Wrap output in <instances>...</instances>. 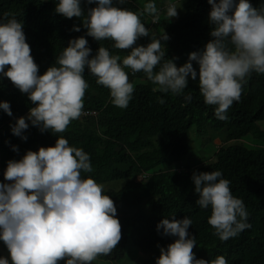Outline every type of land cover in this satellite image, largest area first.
<instances>
[{
  "label": "clouds",
  "instance_id": "clouds-1",
  "mask_svg": "<svg viewBox=\"0 0 264 264\" xmlns=\"http://www.w3.org/2000/svg\"><path fill=\"white\" fill-rule=\"evenodd\" d=\"M82 2L58 0L55 12L65 18H80L84 15ZM124 2L87 0L96 7L88 9L83 24L87 36L97 41L111 40L115 48L129 50L122 62L119 55H111L105 47L92 55L88 40L81 36L69 41L43 75L26 42L23 22L15 17L4 18L7 22L0 19V78H9L36 104L27 117H20L11 126L14 135L27 140L23 133L29 128L28 121L42 132L55 134L64 132L73 120L96 116L94 110H83L89 87L84 78L86 68L97 78V84L110 90L113 105L122 109L128 107L134 92V81H129L126 69L142 71L157 85L154 91L173 95L183 94L189 79L196 81L199 77L200 94L207 105L215 106L219 120L228 119L226 110L241 99L247 78L252 73L264 75V7L257 9L250 0H208L213 39L177 67L171 59L161 64L165 57L161 41L169 39L166 33L160 39L152 37L146 46L137 44L141 37H150V30L140 18L144 12L153 15L152 24L159 21L163 9L168 18L177 17L178 7L173 0L160 10L155 0H148L143 12L117 6ZM158 65L159 71H154ZM185 100L191 101V96H185ZM159 102L164 103L162 99ZM0 109L13 115L8 101L0 102ZM254 131L242 138L250 137V146L259 141ZM189 137L191 140L190 133ZM13 151L19 149L13 146ZM92 170L90 155L71 146L63 136L55 146L41 147L38 152L29 150L22 159L8 161L4 177L10 183L0 182V241L7 248L0 244V264H91L98 256L112 252L122 238L121 223L103 185L82 175ZM154 171L158 169L137 180ZM191 179L199 195L196 204L202 209L211 208L208 223L221 241L251 228L244 201L233 195L230 181L221 171H194ZM192 223L188 217L177 220L173 215L157 225L158 232L163 230L161 235L175 237V241L167 249L161 247L155 264H227L224 256L214 260L196 258V237L188 231ZM5 251L10 258L4 257Z\"/></svg>",
  "mask_w": 264,
  "mask_h": 264
},
{
  "label": "trees",
  "instance_id": "trees-1",
  "mask_svg": "<svg viewBox=\"0 0 264 264\" xmlns=\"http://www.w3.org/2000/svg\"><path fill=\"white\" fill-rule=\"evenodd\" d=\"M167 2L155 0L157 9H162ZM250 2L257 9L264 7V0ZM57 3L58 0H0V19L15 17L23 22L26 42L40 75L55 64L70 40L81 36L88 40L92 55L99 47L107 48L111 55H119L121 62L129 54V50L115 48L114 41H97L87 36L83 24L88 9L96 7L95 4L89 5L83 0L84 15L65 18L55 12ZM144 3L147 1L125 0L117 6L143 12ZM211 7L208 0H186L179 21L155 24L151 23L153 15L144 12L140 18L150 30V37H141L137 44L146 46L152 37L160 39L166 33L169 39L161 41L165 52L161 64L171 59L180 67L188 62L192 52L202 51L213 39L209 22ZM75 27L81 30L75 31ZM193 66L198 70L194 61ZM159 67L154 71H159ZM126 72L129 81L137 76L147 78L142 71L133 73L126 69ZM84 78L89 87L83 110H94L96 116L73 120L64 132L55 134L50 130L42 132L28 121L29 128L23 133L27 140L14 135L11 126L36 104L9 78H0V102H10L13 113L9 116L0 109V182H4L8 161L22 159L29 150L38 152L41 147L55 146L57 139L63 136L71 146L90 155L93 170L82 175L93 178L98 184H106L108 189L103 192L117 208L122 238L110 254L100 255L98 259L121 261L126 251L134 246L151 253L148 260L138 264H155L161 255V247L167 249L175 241V237L161 235L163 230L158 232L157 225L165 218L171 220L174 215L177 220L185 217L192 220L188 231L196 237L193 252L197 259L214 260L224 256L227 264H264V130H261V140L256 146L239 142L264 123V75L252 73L247 78L241 99L226 110L227 120H219L215 116V106L205 103L199 90V77L196 81L189 79L188 87L181 95L154 91L157 85L152 81L148 84L143 80L132 82L133 98L123 109L113 105L110 90L97 84V78L87 68ZM187 95L191 96V101L185 100ZM161 99L163 104L159 102ZM194 125L198 132L208 129L212 139L225 132V139L235 143L211 146L210 158H196L189 137ZM209 144L213 145L212 142ZM209 144L201 147H209ZM13 146L19 151H13ZM176 159L181 160L179 167L174 165ZM199 159L204 162L196 164ZM163 164L169 165L137 180ZM216 170L230 181L233 195L244 201L251 224V228L228 241H221L209 225L211 208L202 209L196 204L199 195L191 179L194 171ZM0 244L7 249L3 241ZM0 257H3L1 253Z\"/></svg>",
  "mask_w": 264,
  "mask_h": 264
},
{
  "label": "rangeland",
  "instance_id": "rangeland-1",
  "mask_svg": "<svg viewBox=\"0 0 264 264\" xmlns=\"http://www.w3.org/2000/svg\"><path fill=\"white\" fill-rule=\"evenodd\" d=\"M146 1L148 2V0H146ZM173 2L178 7V9H177L178 16L177 17H173V18L170 19L166 15V9H163L159 13V21L161 23L165 22V21H179L183 17L186 0H173ZM152 21L153 20L151 19V23H152ZM133 81L134 82H139V83H140V81H142L145 84H148L150 82V80H148L147 78L143 79V78H139L138 76L134 77ZM28 113L26 115H24L23 117H27ZM196 130H197L196 129V125H194L191 128V130H190V136H191V140H192L191 146L195 147L194 149L192 147V149H193L192 154L196 158L197 157H200V158L209 157L210 158L211 156L208 155V151H209V148L211 146H217V147L219 146L220 147L224 142L227 143V144L235 143L234 141H230V140L225 139L226 134H221V133H225V132H220L219 136L221 137V139L219 138V136H217L216 138L212 139L211 132L208 129L203 130L202 132H200L198 134L196 132H194ZM261 130H264V123L262 125H260L259 129H257L256 131L253 132V136H254L255 139L261 140V138H260L261 137V132H262ZM211 142L213 143V145L209 144ZM239 142H242V143L244 142V144H248L249 145L250 144L249 143L250 142V137H246V138L242 139ZM202 144H209V147L208 146L207 147H201ZM203 162H204V159H199V160L196 161V164L203 163ZM180 163H181V160H179V159H176L174 161V165L176 167H179ZM168 165L169 164H163L160 167H157L156 170L159 169V168H162V167L163 168L168 167ZM4 183H10V181H6L4 179ZM101 185H103V184H101ZM103 187H104L103 189H106V184H104ZM3 255H4V257H9L10 258L9 252H7V251H5ZM150 257H151V253L150 252H145V251H143L141 249H138V248H136L134 246H131V248L126 251V253L124 254V258L121 261H119L118 259L117 260L115 259L114 262H111V261H105V260H100V259L96 258V260L91 262V264H138V263H141V262H144V261L148 260Z\"/></svg>",
  "mask_w": 264,
  "mask_h": 264
}]
</instances>
